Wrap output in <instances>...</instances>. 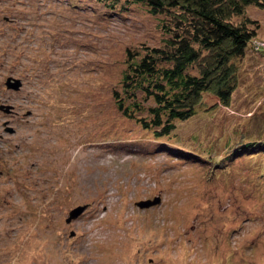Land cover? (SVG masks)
I'll return each mask as SVG.
<instances>
[{
	"label": "rangeland",
	"instance_id": "374dc122",
	"mask_svg": "<svg viewBox=\"0 0 264 264\" xmlns=\"http://www.w3.org/2000/svg\"><path fill=\"white\" fill-rule=\"evenodd\" d=\"M247 15L264 39V7ZM158 21L124 0H0V264H264V143L234 154L264 142V51L234 61L229 106L202 93L155 137L113 91Z\"/></svg>",
	"mask_w": 264,
	"mask_h": 264
},
{
	"label": "trees",
	"instance_id": "16d2710c",
	"mask_svg": "<svg viewBox=\"0 0 264 264\" xmlns=\"http://www.w3.org/2000/svg\"><path fill=\"white\" fill-rule=\"evenodd\" d=\"M113 3L120 0H96ZM159 17V45L126 48L120 89L113 91L117 110L155 137L169 135L174 122L190 118L194 100L213 94L229 106L237 84L234 61L242 57L257 21L247 8L264 0H124ZM255 52L254 50L250 49ZM257 53V52H255ZM246 141L239 150L255 144ZM232 155L227 156L231 159Z\"/></svg>",
	"mask_w": 264,
	"mask_h": 264
},
{
	"label": "water",
	"instance_id": "95a60500",
	"mask_svg": "<svg viewBox=\"0 0 264 264\" xmlns=\"http://www.w3.org/2000/svg\"><path fill=\"white\" fill-rule=\"evenodd\" d=\"M21 85H22V82L19 79H15L13 77H8L6 79V82H5L6 88L12 89L15 91L19 90ZM0 111L3 113H10L11 112V106L8 104H0ZM3 124H4V126L7 125L5 127L6 132H8L10 134L14 132V129L12 127H10L7 122H4ZM159 202H160V198L157 197L154 200L136 202V205H137V207H140V208H143V207L146 208V207H149L150 205L152 206V205L159 203ZM84 208H85V206H83V205L73 208L69 212V217H67L65 219L66 222H69L72 218H75V217H77V215H80L82 213V211L84 210Z\"/></svg>",
	"mask_w": 264,
	"mask_h": 264
},
{
	"label": "built area",
	"instance_id": "2783aa9c",
	"mask_svg": "<svg viewBox=\"0 0 264 264\" xmlns=\"http://www.w3.org/2000/svg\"><path fill=\"white\" fill-rule=\"evenodd\" d=\"M250 49L254 50L255 52L264 51V39H252L250 43Z\"/></svg>",
	"mask_w": 264,
	"mask_h": 264
}]
</instances>
